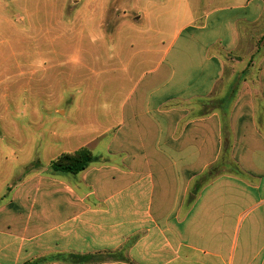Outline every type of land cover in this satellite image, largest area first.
I'll return each instance as SVG.
<instances>
[{
    "label": "crops",
    "instance_id": "1",
    "mask_svg": "<svg viewBox=\"0 0 264 264\" xmlns=\"http://www.w3.org/2000/svg\"><path fill=\"white\" fill-rule=\"evenodd\" d=\"M122 1H71L100 27L113 19L107 39L138 35L131 68L144 72L115 83L129 92L100 153L111 160L95 164L86 141L62 152L87 147L85 170L17 186L0 205V264H264V34L253 46L243 32L264 0H124L132 15L107 13ZM222 153L232 172L189 194Z\"/></svg>",
    "mask_w": 264,
    "mask_h": 264
},
{
    "label": "rangeland",
    "instance_id": "2",
    "mask_svg": "<svg viewBox=\"0 0 264 264\" xmlns=\"http://www.w3.org/2000/svg\"><path fill=\"white\" fill-rule=\"evenodd\" d=\"M59 1L0 4V205L32 176H51L49 161L62 152L91 141L88 148L102 153L119 123V102L129 92L128 86L115 88L116 81L127 85L144 72L131 68L142 56L141 49L137 58L128 49L131 36H138L135 29L122 26L117 38L109 40L111 17L106 14L100 27L97 16L87 19L84 12L77 13L81 5L74 9L67 0L60 7ZM113 3L107 13L120 3L119 15L136 11L124 0ZM140 26L138 34L147 31V25ZM243 32L254 46L264 34V20ZM98 157L95 164L107 160ZM232 167L222 153L214 167L191 184L189 194L196 185L232 172Z\"/></svg>",
    "mask_w": 264,
    "mask_h": 264
},
{
    "label": "trees",
    "instance_id": "3",
    "mask_svg": "<svg viewBox=\"0 0 264 264\" xmlns=\"http://www.w3.org/2000/svg\"><path fill=\"white\" fill-rule=\"evenodd\" d=\"M94 160L87 147H81L72 153H64L49 162V168L53 172L77 174L85 170ZM197 190V187L195 188ZM80 262H89L92 257H80ZM36 264V263H34Z\"/></svg>",
    "mask_w": 264,
    "mask_h": 264
}]
</instances>
